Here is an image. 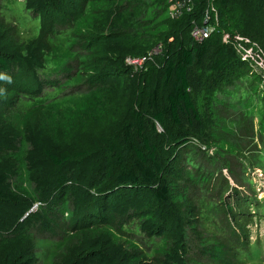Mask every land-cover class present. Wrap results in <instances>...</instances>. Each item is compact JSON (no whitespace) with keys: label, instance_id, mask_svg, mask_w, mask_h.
Segmentation results:
<instances>
[{"label":"rangeland","instance_id":"374dc122","mask_svg":"<svg viewBox=\"0 0 264 264\" xmlns=\"http://www.w3.org/2000/svg\"><path fill=\"white\" fill-rule=\"evenodd\" d=\"M145 1L148 7L143 17L152 20L150 24L161 35L157 46L147 54L146 67L148 61L160 62L173 39L168 36L173 30L166 22L169 11H160L157 0ZM45 2L47 6L48 2L54 5L48 15L42 11ZM71 3H1L0 27L9 31L8 38L21 39L30 49L25 67L15 64L3 78L32 92H21L14 101L7 97L4 83L0 84V174L7 177L0 190V233L14 236L21 231L22 223L34 216L23 225L27 235H31L25 250L14 257L11 252L0 254V264H84L83 258L94 247H100L99 257L112 264H133L125 260L132 257L131 253L140 257L135 264H264V130L260 115L252 110L259 98H264V66L260 56L264 50L259 42L241 34H236V38L246 41L249 57L255 55L256 61L249 60V68L241 72L236 69L230 75L226 88L233 93L218 107L220 128L214 126L217 119L209 116L208 123L219 131L215 133L217 138L206 131L207 135L195 138L188 149L175 151V146L157 137L162 182L174 185L178 196L161 201L146 186L117 188L104 212L114 243L78 233L81 228L78 223L74 227V222L84 214V206L94 213L98 209L97 190L91 185L96 177L89 176L86 164L84 169L71 165L65 169L66 184L59 189L61 184L54 178L57 168L44 153L47 140L36 119L24 117L35 105L72 107L74 99L94 86L90 80L76 82L72 76L79 68L72 58L79 52L78 45L71 46L73 56L59 61L42 56L34 43L33 37L43 28L58 31L56 38L41 44L46 51L71 45L70 34L65 33L69 21L63 17H68ZM224 39L229 41L230 37ZM131 58L108 67L109 70L121 66V77L130 75L128 78L133 81L126 92L130 98L129 92L136 90L144 68ZM128 66L130 73L126 71ZM251 68L261 74L260 82L249 75ZM236 83L239 88L233 90ZM125 87H129L128 81ZM253 87H259L258 91L254 92ZM224 144L232 148L223 150ZM98 159L106 162L104 156ZM83 218L89 221L86 216ZM95 221L97 218L88 224ZM75 235H82V245ZM90 261L87 259V264Z\"/></svg>","mask_w":264,"mask_h":264},{"label":"trees","instance_id":"16d2710c","mask_svg":"<svg viewBox=\"0 0 264 264\" xmlns=\"http://www.w3.org/2000/svg\"><path fill=\"white\" fill-rule=\"evenodd\" d=\"M3 1L13 0H0V13ZM66 1L72 2V6L68 5V17L63 15L69 21L65 33L69 32L71 45L66 49L61 46L46 51L41 44L56 38L58 31L43 28L33 37L34 43L42 56L55 57L59 61L73 56L71 46L78 45L79 52L72 58L77 60L79 68L72 76L76 82L90 80L94 86L74 99L72 107L35 105L24 117L36 119L47 140L43 150L57 168L54 178L61 184L59 189L65 186V169L71 165L83 168L86 164L89 176L96 177L91 185L98 194L95 199L97 212L84 206V214L76 218L74 227L78 223L79 234L92 235L113 244V233L108 229L104 212L108 207L106 202L117 188L146 186L161 201L178 196L174 185L162 182L163 164L159 160L157 137L175 146V151L188 149L195 138L207 135L206 131L214 133L212 137L217 138L215 133L219 131L211 127L208 118L214 116L217 119L214 126L220 128L218 107L223 106L225 98L233 93L226 88L230 75L236 69L241 72L245 67L249 68V60L255 62L251 58L243 59V52L248 50L245 48L247 43L237 39L236 34L259 42L264 50V0H193L191 11H186L178 19L168 17L166 22L173 30L168 36L173 39L167 44L159 63L148 61L146 67L144 65L136 90L132 94L129 92L131 98L126 95L129 82L133 81L130 75L121 77L118 73L121 66L109 70L108 67L125 62L128 57L147 56L157 46L161 35L155 32L156 26L150 24L152 20L143 17L148 7L146 1ZM46 3L42 11L48 15L54 5L48 2L47 6ZM156 6L160 11H168L166 0H157ZM207 13L212 16L217 29L209 38L199 42L191 32L195 24H203ZM8 33L7 29L0 27V77L3 79L0 84L4 83L7 97L16 101L21 92L31 93L32 90L18 88L3 77L15 64L25 67V56L30 54V49L21 39L8 38ZM225 35L230 37L229 41L224 39ZM260 56L264 66V52ZM127 69L130 73L129 66ZM250 70L249 75L260 82L261 74L253 68ZM127 81L129 87H125ZM235 88H239L237 83L233 90ZM258 88L253 87L254 92ZM252 110L260 115L261 130H264L263 97ZM231 148L224 144L223 150ZM102 156L106 158L105 163L98 159ZM6 178L5 174H0V190ZM42 212L49 215L44 210ZM33 216L30 215L27 221ZM84 216L89 221L86 222ZM95 218L94 224H88ZM27 221L14 236L0 233V254L5 256L11 252L14 257L25 250L31 240L23 226ZM75 238L82 245V235H75ZM99 248L94 247L82 263L94 258L90 264H112L99 257ZM133 254L125 260L135 264L140 257Z\"/></svg>","mask_w":264,"mask_h":264},{"label":"built area","instance_id":"2783aa9c","mask_svg":"<svg viewBox=\"0 0 264 264\" xmlns=\"http://www.w3.org/2000/svg\"><path fill=\"white\" fill-rule=\"evenodd\" d=\"M166 3L168 4V11L170 18L172 19H178L183 16V14L186 11H191L193 8V0H166ZM216 18H218V15H216ZM217 29V25H214L212 23V16L207 13L205 20L203 24H195L193 29H192V36L196 41L202 42L205 39L209 38L213 32ZM225 35L224 37H226ZM241 49V48H240ZM250 54L248 51L243 52V59H249ZM131 58V57H129ZM128 59V58H127ZM133 60V63L135 61V64H145V62L148 60V55L139 57V58H131ZM251 59L256 61L254 58V55L251 56ZM131 62V60H130ZM259 64L261 65V62L259 61ZM262 66V65H261Z\"/></svg>","mask_w":264,"mask_h":264}]
</instances>
